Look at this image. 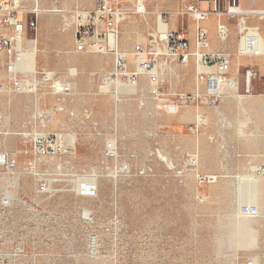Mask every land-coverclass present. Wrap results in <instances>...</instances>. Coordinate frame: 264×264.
Returning a JSON list of instances; mask_svg holds the SVG:
<instances>
[{
  "label": "rangeland",
  "instance_id": "1",
  "mask_svg": "<svg viewBox=\"0 0 264 264\" xmlns=\"http://www.w3.org/2000/svg\"><path fill=\"white\" fill-rule=\"evenodd\" d=\"M139 1L147 14L136 19ZM196 1L122 0L118 29L102 28L101 42L82 31L79 47L80 16L96 0H20L28 18L63 12L38 14L21 49L0 52V264H264V119L249 111L257 86H224L212 103L195 56L148 54L153 37L166 53V30L187 33ZM109 31L120 50L107 47ZM138 47L143 60L126 56ZM115 52L122 71L148 61L157 80L116 79ZM40 137L64 151L40 155Z\"/></svg>",
  "mask_w": 264,
  "mask_h": 264
},
{
  "label": "built area",
  "instance_id": "2",
  "mask_svg": "<svg viewBox=\"0 0 264 264\" xmlns=\"http://www.w3.org/2000/svg\"><path fill=\"white\" fill-rule=\"evenodd\" d=\"M212 4L210 9H201L196 4H190L188 6V13L193 17L196 22V34L194 39V47L192 48L191 43L187 38L181 37L176 31L166 30L165 32V49L166 53H159L156 51L157 40L155 37L150 40L149 43V55H160L163 54L169 57H175L182 62H186L190 56L196 57L197 62V83H207L212 87V92L209 95L210 102H216L220 97L221 88L224 86L236 85V81L227 77L228 72L231 68V57L225 52H212L210 48V38L208 31L202 27L201 22L207 20L212 13H228L230 15H238L244 13L238 5V0H204ZM224 4V7H223ZM145 5L141 1L135 5L137 14L145 12ZM264 12V10H263ZM21 14V15H20ZM20 15V16H19ZM38 13H35L33 17H25L22 10L20 0H0V52L7 56H12L18 52L19 43L25 35L28 28H36ZM82 23L77 26V38L78 46H83L84 38L79 34L82 31L88 34L92 29L93 34L96 36L98 41H103L104 33L101 31L105 29H118L121 23H123L128 17L127 10L122 6V0H96L95 7L85 15L80 16ZM218 35L221 40H225L228 35L227 27L224 24H218L217 27ZM88 47H97L99 51H102L101 46L94 44L88 45ZM147 49V48H146ZM143 47H138L137 55H143L146 51ZM115 78L118 75H123L127 78L128 82L135 84L137 82L139 73L137 71L128 72L122 71L126 69L125 58L115 52ZM145 70L149 72V78L152 81H156L158 76L157 73L151 72L152 64L150 62H142L139 64ZM214 67V71L209 72L206 68ZM249 77L247 78L246 84L249 85ZM14 89L21 91L22 84L16 80L14 82ZM200 93L196 94H181V100H189L199 98ZM51 137H40L36 141V150L40 155H46L50 152L60 153L64 151V148L60 146L58 142L53 144ZM6 168L14 170L17 166L15 159L4 157ZM261 172L264 173V167L261 168ZM201 179H205L201 178Z\"/></svg>",
  "mask_w": 264,
  "mask_h": 264
},
{
  "label": "crops",
  "instance_id": "3",
  "mask_svg": "<svg viewBox=\"0 0 264 264\" xmlns=\"http://www.w3.org/2000/svg\"><path fill=\"white\" fill-rule=\"evenodd\" d=\"M195 4L201 9L212 8V4L204 0H197ZM238 5L244 13L238 15L212 13L200 25L206 30L208 28L211 43L209 50L230 55L232 64L227 77L230 76L229 78L236 81L238 86L246 84L249 77L250 90L253 85L257 86V93L251 95L249 99L251 102L249 111L257 121H260L264 119V0H238ZM218 24L227 27L228 35L225 40H221L218 35ZM177 31L180 32V28H177ZM180 34L189 40L193 48L195 20L188 23L187 33ZM206 70L212 72L214 67ZM230 98V95H226L225 101H229Z\"/></svg>",
  "mask_w": 264,
  "mask_h": 264
},
{
  "label": "bare ground",
  "instance_id": "4",
  "mask_svg": "<svg viewBox=\"0 0 264 264\" xmlns=\"http://www.w3.org/2000/svg\"><path fill=\"white\" fill-rule=\"evenodd\" d=\"M36 13H38V14H45V13H50V14H58V13H61V12H63V10H60V9H57V8H53V9H40V8H36V10H34ZM251 13V12H250ZM145 14H147L146 13V9H145V12H143V13H141V17L140 18H136V19H141V18H145L144 16H145ZM262 14V13H261ZM47 15V14H46ZM43 16H45V15H43ZM221 17V16H220ZM147 18V17H146ZM137 22H139V20L137 21ZM208 23V22H207ZM44 25H45V23H44ZM48 25V24H47ZM49 27V26H48ZM47 29V28H46ZM207 30H208V28H207ZM63 35V34H62ZM108 35H109V41H108V44H107V47L110 49V50H120V48H121V46H120V34H113V32H108ZM62 37V36H61ZM146 37V36H145ZM25 40H26V38L23 36V38L21 39V41H20V43H19V48H21L22 46L21 45H23L24 43H25ZM147 44V43H146ZM126 50V52H125V54H126V56L128 55L129 56V58L130 59H132V60H136V61H141V60H143V57H141V58H139L138 57V59H135V56H136V54L137 53H135V51H131V50H127V49H125ZM36 51V50H35ZM1 57V56H0ZM196 61V60H195ZM251 62V61H250ZM139 72H137V73H142L143 71V73H144V75H148L149 74V72L147 71V70H145L143 67H140L139 68ZM155 71V70H154ZM148 77H149V75H148ZM230 77V76H229ZM228 77V78H229ZM118 84H122V82H120V81H118ZM59 85V84H58ZM2 87V86H1ZM59 87V86H58ZM57 88V87H56ZM162 154V153H161ZM163 155V154H162ZM164 156V155H163ZM167 158V157H166ZM170 160V159H169ZM193 160V159H192ZM171 164V163H170ZM201 188V187H200ZM201 190V189H200ZM203 192V191H202Z\"/></svg>",
  "mask_w": 264,
  "mask_h": 264
}]
</instances>
